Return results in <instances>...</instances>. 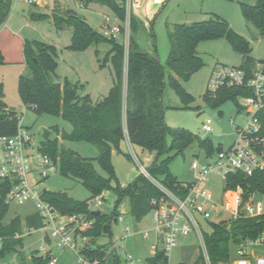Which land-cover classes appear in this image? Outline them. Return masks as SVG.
Returning a JSON list of instances; mask_svg holds the SVG:
<instances>
[{
  "label": "trees",
  "instance_id": "1",
  "mask_svg": "<svg viewBox=\"0 0 264 264\" xmlns=\"http://www.w3.org/2000/svg\"><path fill=\"white\" fill-rule=\"evenodd\" d=\"M99 1L108 5L121 21H125L124 3L116 0ZM240 4L245 19L254 24L264 36V0H256L254 4L240 1ZM12 6L13 0H0V26L7 21ZM30 18L35 21L50 17L47 13L30 10ZM53 20L60 29H73L69 45L71 49L82 50L104 41L111 44L106 59L111 58L113 62L114 81L108 95L99 99H93L91 94L85 91V84L62 80L56 73L55 46L38 41L24 42V62L31 74H21L18 81L19 95L28 108L37 115H60L72 125L70 131L60 130L57 126L45 130L38 150L51 157L62 175L78 179L90 192V199L107 190L114 191L118 196L110 213L102 212L101 215L95 216L89 208V199L76 200L67 192H42V198L62 215L84 214L94 220L93 228L86 232L90 240L82 247L81 253L89 260L97 259L99 264H102L111 254L109 247L113 237L112 224L118 220V205L121 200L129 197V212L138 222L153 210V200L164 195L161 188L144 172L128 186L121 185L112 164V153L114 150L121 152L123 140L128 138L132 144L154 154L146 170L151 177L182 197L188 193V189L184 186L185 182L178 180L170 170L169 163L173 156H162L171 151L182 153L195 141L205 150L208 157L223 148L216 147L211 138H201L184 127L167 125L163 108L166 82L176 91L185 107H190L195 98L186 90L183 82L188 81L204 65L197 50L202 40L226 37L232 46L242 53L243 59L239 67L245 70L246 79L253 78L256 72L264 74V59H256L252 55L250 41L235 32L225 18L210 14L208 18L193 22L190 26L186 23L174 25L169 33L171 51L166 66L170 73L166 78L165 66L159 60L155 34L150 33L151 48L140 44V36H143L142 33L144 34L147 28L145 22L134 12L130 18L128 53L124 43L105 36L73 9H67L66 15H57ZM2 64H5V57L0 49V65ZM105 64V61L101 63ZM252 95L253 88L243 84L224 85L215 92L207 89L203 97L209 106L219 107L226 101ZM258 115L264 122V109L260 110ZM19 119L18 112L10 109L5 101V85L0 79V133L15 135L21 126ZM52 133L57 136L52 137ZM61 139L86 141L97 146V160L108 176L97 171L92 159L82 157L75 150L63 146ZM10 187V182L0 181V259L16 253L19 264H50L51 256L36 253H33L31 261L27 262L23 251L25 231L41 229L45 225L38 212L25 218L16 216L9 223H4L10 207L7 200ZM238 187L244 190V197L254 191L264 193V172L259 171L252 176H246L242 172H229L224 189L235 190ZM203 234L211 263L228 262L233 244L237 245L264 234V214L211 221L210 230L204 231ZM102 237H108L109 241L99 240ZM147 260L149 264H169V256L162 249L156 250ZM112 261V264H123L116 253L112 255ZM199 261H204L203 253Z\"/></svg>",
  "mask_w": 264,
  "mask_h": 264
},
{
  "label": "rangeland",
  "instance_id": "2",
  "mask_svg": "<svg viewBox=\"0 0 264 264\" xmlns=\"http://www.w3.org/2000/svg\"><path fill=\"white\" fill-rule=\"evenodd\" d=\"M240 1L254 4L256 0H166L161 7L151 5L148 7L145 3L144 6L148 10L144 12V19L148 28L146 26L147 31L142 33L143 36H140L139 42L143 47L151 48L150 33L155 34L159 60L165 66V77L167 78L170 70L166 63L171 51L169 33L174 25L198 22L208 18L210 14H218L230 23L235 32L250 41L252 55L256 59H264V36L254 24L245 19ZM67 6L76 8L100 32L103 31L102 25L106 15H109L122 26L124 23L115 19L108 5L99 0H68L65 3H56L49 7L35 6L36 8L22 0H13L8 20H11V24L17 32L20 31L24 42L27 40L38 41L55 46L57 50V75L62 80L81 81L86 85L87 92L96 100L100 96L108 95L113 85L115 69L111 58L106 59L111 44L104 41L82 50L71 49L69 45L72 41L73 29H60L53 20L57 15H66ZM31 9L47 13L50 18L31 20ZM123 35L118 37V41L121 43L126 40ZM197 50L203 58L204 65L188 81L183 82L186 90L194 96L195 100L190 104V107H185L176 91L166 82L163 92L165 121L171 127H184L201 138H211L216 147L228 148L239 137L238 126H245L251 118L248 110L243 107L244 99L238 97L237 100L226 101L219 107H212L204 101L203 95L208 89L212 70L216 66L238 67L242 63L243 56L226 37L202 40L199 42ZM103 61L106 62L105 65H101ZM21 74L30 75V69L20 63L2 64L0 66V78L5 85V101L10 109L18 112L19 124L28 128L33 134L34 149H31L30 152L37 153V147L44 137L45 130L57 126L60 130L70 131L72 125L60 115L50 113L37 115L31 108H28L22 102L18 92V81ZM207 119L212 120V132H206L203 129V124ZM51 136L56 137L57 135L52 133ZM61 143L66 148L75 150L82 157L92 159L97 171L108 176L97 160L99 156L97 146L78 140L61 139ZM168 156H173L169 163L173 175L185 183L194 180V171L191 167L194 160L199 161L200 167L214 162V157H208L197 141L193 142L182 153L171 151L165 153L162 158ZM153 157L154 154L142 147L123 140L121 152L114 150L112 153V164L121 185L125 187L133 183L144 172V168L149 167ZM28 180L38 192L45 190L67 192L71 198L76 200L89 199V208L101 210L103 213L112 211L118 197L112 190L104 191L100 195L102 198L100 200L101 205L94 207L88 189L78 179L62 175L57 169V165L56 170L48 172V176L42 175L39 171L31 172ZM224 188L223 176L214 171L209 175V180L204 184L203 190L212 200H221L224 195ZM129 203V197L126 196L118 205L119 217L112 224L113 237L109 249L111 250L114 245L116 246V254L123 264H129L127 251L132 253L137 264H149L147 258L155 252L151 245L155 243L156 238H154L152 231L149 232L148 237H144L143 233L155 226L153 211H150L141 221L137 222L129 212ZM253 205L255 206L253 214L264 213V193H255ZM37 212L39 209L36 200L31 198L23 204L13 200L10 202L4 223H9L16 216L25 218ZM228 215L225 214L223 217ZM223 217L216 214L212 221L219 222ZM59 219L65 221L67 217L61 216ZM200 222L204 231L210 230L211 220L206 221L200 218ZM53 225L51 223L46 228L25 231L23 251L26 261L30 262L32 254L36 253L41 256H53L56 258L57 264H80V255L70 247L62 246L59 238L52 235L50 228ZM127 227L129 230H126ZM192 236L194 239L190 241L181 238L179 245L168 252L169 264H178L187 257L193 255L196 257L200 253L202 254L200 238L196 233H193ZM99 240L107 242L109 238L102 237ZM159 247L161 248L162 245ZM238 248L239 246L236 244L231 246V257L237 256ZM113 254L114 252H111L109 258H112ZM256 255H264V246L256 249ZM0 264H19V258L16 253H11L0 259Z\"/></svg>",
  "mask_w": 264,
  "mask_h": 264
},
{
  "label": "built area",
  "instance_id": "3",
  "mask_svg": "<svg viewBox=\"0 0 264 264\" xmlns=\"http://www.w3.org/2000/svg\"><path fill=\"white\" fill-rule=\"evenodd\" d=\"M22 1L30 6L49 7L56 3H65L68 0ZM116 1L124 3L126 8V19L123 21V26L108 15L103 22L102 33L109 38L116 39L119 35L124 34L123 36L126 38L124 44L128 53L130 18L134 8L140 5L141 0ZM243 84L254 90V95L242 97L244 99L243 107L251 115L249 122L245 126H238V139L228 148L223 147L217 151L212 156L214 157L213 163L200 167L198 160L192 162L194 180L184 183L185 188L188 189V193L184 197L172 192L155 180L144 168V173L164 192L162 197L153 200L154 229L158 241L162 244L161 248L157 245L156 250L162 249L168 254L178 245L182 236L196 233L200 238L204 261L207 264H212L200 218L212 221L216 214L220 217L229 214L221 220L257 216L253 214L255 211L253 204L254 195L259 191H254L248 197H244V190L241 187L235 190L224 189L221 200H212L203 190L204 184L209 180V175L214 171L222 175L224 180L229 172H242L246 176H252L259 171L264 172V122L258 115V112L264 109V74L256 72L253 78L246 79L245 70L239 66L218 65L212 70L208 89L215 92L224 85ZM203 129L206 132L213 131L211 119L204 122ZM31 149H34L33 134L28 128L21 125L15 135L0 133V181H7L11 184L7 193L8 202L14 200L23 204L31 198L36 200L38 213L44 219V228L53 223L54 225L50 228L52 235L59 238L62 246L70 247L80 255V264H99L97 259L91 261L81 253L82 247L90 240V236L86 232L93 228L94 220L84 214L62 215L53 205L42 198V192L36 191L35 187L30 185L28 176L31 172L39 171L42 175L48 176L50 170H56V164L49 155L43 154L39 150L37 153H31ZM101 199L100 195L92 199L94 207L101 205ZM61 216H66L67 219L60 220ZM126 230H129V227ZM144 235L148 236L149 232H145ZM237 245L239 246L237 256L231 257L228 262L221 264H264V255H256V249L264 246V234ZM110 251L115 254L116 246L114 245ZM127 260L129 264H137L132 253L128 251ZM50 264H57L56 258H52Z\"/></svg>",
  "mask_w": 264,
  "mask_h": 264
},
{
  "label": "crops",
  "instance_id": "4",
  "mask_svg": "<svg viewBox=\"0 0 264 264\" xmlns=\"http://www.w3.org/2000/svg\"><path fill=\"white\" fill-rule=\"evenodd\" d=\"M72 1H77V0H72ZM165 1L166 0H141L140 5L135 7L133 12L145 22V25L148 28V24L146 23V21L144 19V14H145L144 12H147L148 9H146V6H144V4L146 3L145 5H147L148 7L150 5L151 6H156V7H158V6L161 7L165 3ZM32 7H35V6H32ZM67 9H73V10L77 11L76 8H74L72 6H67ZM113 14H114V18H116L117 20H120L118 18V16L114 12H113ZM19 32H17L14 29L13 25L11 24V20H8V19L3 25L0 26V49L2 50V52L4 54L5 64L20 63L23 66H26L25 62H24L25 58H24V52H23L24 39H23V37L21 36V34ZM78 82H81V81H78ZM85 91L87 92L86 85H85ZM101 97L102 96L98 97V99L101 98ZM125 140H127L129 143H131L128 138H126ZM147 231L148 232L152 231L154 233V238H156V239H155V243H153L151 245V247L156 252V246L158 245V247H159L162 244L158 241V238H157V235H156L154 227L151 228L150 230H147ZM144 234L145 233H143L144 237H148L149 236V235L145 236ZM181 238L185 239V241H190V240L194 239L192 234H190L188 236H182ZM180 239H179V241H180ZM178 245H179V243H178ZM154 253H152V255H154ZM200 255H201V253H200ZM200 255H198L196 257L194 255L192 257L191 256L187 257V258L183 259L182 262H179L178 264H181V263H183V264H207L205 261H199ZM52 258H54V257L52 256ZM112 263H113L112 258H109L103 264H112Z\"/></svg>",
  "mask_w": 264,
  "mask_h": 264
},
{
  "label": "water",
  "instance_id": "5",
  "mask_svg": "<svg viewBox=\"0 0 264 264\" xmlns=\"http://www.w3.org/2000/svg\"><path fill=\"white\" fill-rule=\"evenodd\" d=\"M187 25L188 26H190L191 25V23H187ZM93 215H95V216H99V215H101L102 214V212H101V210H93Z\"/></svg>",
  "mask_w": 264,
  "mask_h": 264
}]
</instances>
